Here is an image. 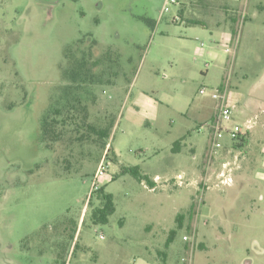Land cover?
Returning <instances> with one entry per match:
<instances>
[{
  "label": "rangeland",
  "instance_id": "obj_1",
  "mask_svg": "<svg viewBox=\"0 0 264 264\" xmlns=\"http://www.w3.org/2000/svg\"><path fill=\"white\" fill-rule=\"evenodd\" d=\"M166 1L0 0V264H59L74 223L67 264H264V0H179L199 24ZM226 83L225 124L252 125L249 143L224 132L209 162L217 102L200 89ZM76 97L87 123L113 122L107 149L87 127L44 138ZM102 162L116 210L95 223Z\"/></svg>",
  "mask_w": 264,
  "mask_h": 264
},
{
  "label": "trees",
  "instance_id": "obj_2",
  "mask_svg": "<svg viewBox=\"0 0 264 264\" xmlns=\"http://www.w3.org/2000/svg\"><path fill=\"white\" fill-rule=\"evenodd\" d=\"M189 24H199L201 23L198 19H189L188 20ZM78 89V86H75ZM62 101V100H61ZM63 104V105H62ZM59 107V105L55 108H51L49 112L47 111L46 115L44 116L43 119V134L44 138L48 139L52 142L58 141L59 139L62 138L64 132H63V127L66 126H74L76 131L81 132V130H84V128H89L91 132L97 136V138L101 139L104 141V148L107 149L109 142L107 141L110 138V133H111V128L113 127V122L111 123V127H96L92 124L87 123V117H88V112H87V106L83 104V101L80 97H76L73 100H66L63 99L62 103ZM62 127L61 130H57L58 127ZM249 132L246 134H242V136H239L238 140V147H243L245 146L248 142ZM78 139H86L85 134ZM178 142L177 144H179ZM179 146V145H178ZM110 149V148H109ZM174 149H179L177 146ZM108 156V154H107ZM125 171L132 173L137 179L140 181H146L148 184L153 186L154 181L151 180L150 176L146 173H142L140 170V167L135 166V167H127L125 168ZM112 179L113 176H112ZM97 198L100 201V204L95 208L92 219L95 223H107L109 216L113 214L116 210L115 203H114V198L111 193L106 192L105 187L101 186L96 192ZM92 198L89 200L88 204L92 205ZM177 220L179 225L181 226L183 223V215L179 214L177 216ZM66 221V219L62 220L61 222ZM73 233L70 234V242H66V245L64 241L63 243H58V246L60 248L57 256H58V262L59 264H67V258L70 253L71 249V244L74 242L75 235L78 231V223H74V226L72 228ZM175 231L172 230L170 232L169 240L174 237ZM169 240L166 243V246H169ZM76 247L78 246V243L75 242ZM74 244V245H75ZM74 249V251H75ZM161 257L163 258L164 261L167 259V253L165 251L160 252Z\"/></svg>",
  "mask_w": 264,
  "mask_h": 264
},
{
  "label": "built area",
  "instance_id": "obj_3",
  "mask_svg": "<svg viewBox=\"0 0 264 264\" xmlns=\"http://www.w3.org/2000/svg\"><path fill=\"white\" fill-rule=\"evenodd\" d=\"M172 4H179V0H167L163 11L168 12L170 11V6ZM179 19V18H178ZM228 89H229V83H226L223 87L216 89V90H209L206 87H202L200 89V93L203 95L211 94L212 98H214L217 102L216 104V112L212 118V139H211V149L209 151V162L212 161L221 151L223 146V143L221 141L222 137L224 136V132L227 134H230L232 138L238 139L239 136H242V134H246L249 130H251V126H248V128H243V126L236 124L233 128H229L226 126V122L230 121L232 119L233 109L228 104ZM103 162L100 164L99 168L94 174V178L92 181V188L91 192H96L100 187V178L106 174L103 166ZM222 176L224 177L223 182L224 183H230L231 178H227L225 176V173H222ZM226 177V178H225ZM160 180V177L157 176L154 182H157ZM178 180L180 185L184 182V177L182 174L178 175ZM155 187L152 188L154 190ZM185 241H192L193 236L185 235L183 238ZM183 260H186V258H183Z\"/></svg>",
  "mask_w": 264,
  "mask_h": 264
},
{
  "label": "crops",
  "instance_id": "obj_4",
  "mask_svg": "<svg viewBox=\"0 0 264 264\" xmlns=\"http://www.w3.org/2000/svg\"><path fill=\"white\" fill-rule=\"evenodd\" d=\"M179 4H181V8H180V12H179V14H180L179 16L181 17L180 20H181L182 22L185 21V22L188 23V20H189V19H193V18H191V17H186V16H185V8L183 7V4H182V3H179ZM180 17H179V18H180ZM188 24H189V23H188ZM215 112H216V106H215V109H214L213 113L215 114ZM214 114H213V116H214ZM213 116H212V117H213ZM248 132H249V135H250V132H251V131H248ZM248 137H249V136H248ZM248 143H249V142H248ZM248 143H247V144H248ZM247 144H246V145H247ZM157 176H159V174L150 175V178H151V180L153 181V180H155V178H156ZM147 228L149 229L150 226H147ZM141 264H148V263H146V262H142Z\"/></svg>",
  "mask_w": 264,
  "mask_h": 264
},
{
  "label": "flooded vegetation",
  "instance_id": "obj_5",
  "mask_svg": "<svg viewBox=\"0 0 264 264\" xmlns=\"http://www.w3.org/2000/svg\"><path fill=\"white\" fill-rule=\"evenodd\" d=\"M248 153H249V152H247V155H246V157H245L246 159L249 158ZM252 161H253V159H252ZM249 164H252V163H250V161H248L247 166H248ZM242 167H243V166H242ZM245 168H246V167H245ZM241 169H242V168H241Z\"/></svg>",
  "mask_w": 264,
  "mask_h": 264
}]
</instances>
